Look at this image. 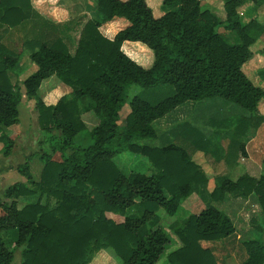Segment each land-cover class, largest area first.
<instances>
[{
  "label": "trees",
  "instance_id": "16d2710c",
  "mask_svg": "<svg viewBox=\"0 0 264 264\" xmlns=\"http://www.w3.org/2000/svg\"><path fill=\"white\" fill-rule=\"evenodd\" d=\"M201 1L160 0L162 13L155 15L146 0H97L102 22L121 17L128 23L110 39L100 32L101 22L84 21L71 52L63 42L68 38L64 25L75 28L79 18L53 23L38 14L30 0H0V25L23 32L24 24L38 16L36 22L61 35H25L23 44L31 48L30 71L33 64L35 68L15 82L9 70L19 62V52L0 43L2 152L10 153L13 140L5 129L19 122L24 96L33 101L37 124L47 134L49 147L39 154L38 180L24 161L16 166L24 180L3 190L0 264H12L17 248H21L20 264H103L96 254L109 248L120 264H157L171 243L176 246L166 252L165 264H219L213 248L202 242L235 237V226L224 210L208 205L167 228L153 223L159 209L175 214L195 186L208 183L205 170L193 160L186 144L150 146L139 141L156 138L153 122L178 105L207 97L219 96L244 108L253 116L254 128L264 122L258 110L264 87L243 69L252 57L250 46L264 33V24L247 9H257L263 0H222L223 18L203 8ZM124 41H138L151 49L152 65L144 67L130 58L121 49ZM51 75L71 91L46 104L38 89ZM132 83L144 88L169 83L174 91L155 103L134 95L119 123L126 89ZM89 111L98 122L89 132L92 143L80 146L75 137L86 128L82 115ZM231 142L235 146V138ZM237 148L239 157L248 156L243 141ZM123 151L146 156L152 173H122L113 157ZM57 152L59 160L53 158ZM227 194L242 198L254 194L264 217V174L255 177L243 171L236 178L217 177L210 199L220 201ZM27 196L36 200L19 206V199ZM134 207L136 213L131 214ZM110 212L123 220L116 222L107 216ZM255 225L260 235L241 242L240 264H264V220Z\"/></svg>",
  "mask_w": 264,
  "mask_h": 264
},
{
  "label": "rangeland",
  "instance_id": "374dc122",
  "mask_svg": "<svg viewBox=\"0 0 264 264\" xmlns=\"http://www.w3.org/2000/svg\"><path fill=\"white\" fill-rule=\"evenodd\" d=\"M57 2V0H36L33 9L38 12V14L41 10L43 11L46 8L53 11V7H55V5L57 7L58 5ZM146 2L149 3L148 5L153 9L155 15H160V13H162L160 9V0H146ZM201 5L203 8L213 9L218 16L222 18L224 17L222 0H202ZM249 5L251 6V3H249ZM249 5L241 7L239 12L245 11L246 7ZM98 11L100 15L99 17L97 16V20L101 21L99 30L102 33L105 29V27L103 28L105 22H102L100 18L103 13H101L99 9ZM247 12H250L249 15H253V17H255L261 24H264V0L257 9L251 10V8H249L247 9ZM248 16L244 17L245 20L249 18ZM76 19L77 17L72 18L74 21ZM37 20L38 16L35 17L34 21H28L24 24L25 29L23 32L19 31L17 28L10 29L6 24L0 25V43L4 44L9 49L19 52L20 56L19 62L15 68L9 70V76L12 82H15L17 79L21 80L23 77L25 78L35 68V65L33 64L34 68L30 71L32 66L30 64L28 50L30 51L31 48L23 44L25 35L30 37L34 34L32 32H36L37 34L55 32L58 37H61L58 30L52 29L53 27H50L49 25H42L41 23L36 22ZM83 22L84 21L80 20L76 24V27L71 29L64 25V30L66 35H68V38H63V42L68 45L71 52H73L77 43L79 31L82 28ZM58 23L65 24L64 22ZM71 25H73V23H71ZM111 25L113 26V30L117 29L115 23H112ZM218 30L224 32L227 37L232 36V33L223 28H218ZM53 35L55 36V34ZM230 40L233 41L231 38ZM263 45L264 33L250 46L252 57L243 65L244 72L248 77L251 78L255 84L262 87H264ZM134 50L138 53L137 59L142 66L150 67L152 65L153 52L151 49L145 45L143 50L138 48H134ZM16 73H19V75H16ZM51 86L53 87L51 88ZM49 88H55L58 90L66 88L69 90L68 86L63 84L54 75H51L42 81L38 89V94L40 96L45 95L46 90ZM173 91L174 86L169 83L146 88L137 83L130 84L126 89V103L119 112V123L124 121V118L129 111L128 102L134 95H139L143 99L155 103L171 94ZM261 100L258 110L264 115V97ZM82 118L86 124V128L76 135L75 144L86 146L92 143V138L90 137L89 132L92 127L97 124L98 117L93 112L89 111L86 112ZM232 118H235V120L230 121ZM253 120V116L247 110L219 96L207 97L197 101L188 100L153 122L156 131V138L139 140L141 143L150 146H162L169 142L186 144L185 146L188 147V150L192 153L193 160L200 164L205 170L209 177L208 180L210 179L209 184L195 186L193 192L181 202L180 207L175 214L169 215L163 209H159L153 223L160 222L163 227L167 228L168 225L172 226L175 223H181L187 214L197 213L208 205H213L220 210H222V208L227 210L238 229V233H236L235 237L226 238L222 241L216 242H202L203 246L213 248L219 264H240L244 258V249L241 246V242L238 241V234L241 238L248 237V240L259 237L260 235L255 223L260 221L261 209L254 194L250 195V198L248 199L239 197H235L234 199V197L231 196L227 197L222 202L212 201L209 197L216 175L226 174L229 177L236 178L238 174L247 170L245 167H247L248 170H251L249 169L250 164H247V161H242L237 155V147L241 141L244 142L247 151H249V155L254 156L253 159L259 162L258 170L251 171L256 175L264 174V122H262L257 128H254ZM234 129L235 136L232 132ZM6 132L12 138L13 143L10 153L7 156L2 152L4 142L0 141V202L3 200V190L5 187L16 181L24 180V177L16 170V166L24 161H28L33 179L38 180L42 167V161L39 158V154L44 151H49L48 142L46 141L47 134L42 131L37 124V115L33 107V101L26 99L25 96L19 104L18 124L7 127ZM203 137L205 138L204 142H202ZM234 138L235 146H233L231 142ZM191 143L195 144L194 149ZM231 149L233 153H235V165L232 164L234 160L233 157H231L233 155ZM226 153L229 155L228 158L225 157ZM53 158L59 160V153H55ZM239 159L241 160L240 162ZM224 160H226V162L229 161L232 166L226 165ZM113 161L125 175H128L133 171L144 174H150L153 171L151 162L142 154L123 151L116 154L113 157ZM35 200L36 196H27L26 199L21 197L18 204L19 206H22L26 202ZM135 211L136 207L132 208L130 213L135 214ZM2 214L3 211L0 208V215ZM107 216L111 217L116 222H121L123 220L121 215L111 212L107 213ZM4 235L6 236V239H11L9 233H5ZM254 235L256 236L252 237ZM175 246L176 243L168 245L157 264H165L166 252ZM109 249L110 250H102L98 252L96 254L98 259H102L101 261L103 264H120V260L115 255L112 248ZM101 261L97 260L96 262ZM20 262L21 248H17L14 252L12 264H20Z\"/></svg>",
  "mask_w": 264,
  "mask_h": 264
},
{
  "label": "crops",
  "instance_id": "0c3cea01",
  "mask_svg": "<svg viewBox=\"0 0 264 264\" xmlns=\"http://www.w3.org/2000/svg\"><path fill=\"white\" fill-rule=\"evenodd\" d=\"M31 1V5L32 7L34 8L35 7V1L36 0H30ZM57 7L55 5V7H53V11H50L48 10L47 8L45 10H41V12L39 13L40 15H42L45 19L49 20V21H52V22H55V23H58V22H66L74 17H77V18H80V20L82 21H86L88 19H94V20H97V18L99 17L100 13L98 11V8H97V0H57ZM148 1V0H147ZM148 3V2H147ZM149 4V3H148ZM41 7V6H40ZM97 11V13H96ZM98 16V17H97ZM101 20L103 19V15L102 17L100 16ZM99 21V20H97ZM101 22V21H99ZM112 23H115V25L117 26V29L113 30V26L111 25ZM127 20L124 19V18H121V17H115L113 20H110V21H107L105 22L103 26V28L105 27V29L103 30V35L107 38H110L112 39L113 36L115 35V33L123 28L126 24H127ZM138 42V41H137ZM135 41H124L122 43V46H121V49L130 57L132 58L133 60H135L137 63L140 64L139 60L137 59L138 57V53L134 50V48H138L140 50H143V48L145 47L144 44H141V43H137ZM126 49V50H125ZM135 54V55H134ZM136 57V59H135ZM141 65V64H140ZM64 84V83H63ZM66 85V84H65ZM53 86H51L52 88ZM47 89L46 92H45V95H41L43 101L46 103V104H54L56 103V101L62 96V95H66V94H69L70 91H71V88L68 86V89L67 90L66 88L65 89ZM85 114V113H84ZM83 114V115H84ZM82 115V117H83ZM18 124V123H17ZM6 130V129H5ZM234 132V131H232ZM245 150L247 152V157H240L241 160L243 161H247V164H250V168L251 170H258L257 168L259 167V162L258 161H255L254 156L252 155H249V151H247V148L245 146ZM8 156V155H7ZM250 156H251V159H250ZM227 160V159H226ZM226 165L228 166H232V164L235 165V157H234V161L232 164L229 163V161H227ZM239 159V162L241 161ZM29 164V162H28ZM245 167V166H244ZM29 168H30V164H29ZM42 168V167H41ZM245 169H247L246 171L252 175V176H255V177H259L261 174L259 175H256L254 174V172H252L251 170H248L247 167H245ZM31 172V171H30ZM32 174V173H31ZM220 176H226V177H229L227 176L226 174H222V175H216L215 177V180L212 184V186H214V183L217 179V177H220ZM209 178V177H208ZM210 180V179H209ZM209 180H208V183L209 184ZM21 181V180H19ZM211 186V187H212ZM208 188V187H207ZM212 189V188H211ZM234 197L235 199V196L233 195H225L223 197L222 200H220L219 202H222L224 201L227 197ZM26 199V197H23ZM239 198H242V197H239ZM250 197H247V198H244V199H248ZM222 208V207H221ZM222 210H224L227 215L230 217V219L232 220L234 226H235V222L233 220V218L231 217V215L229 214V212L225 209L222 208ZM258 222H263V215H262V212H261V218H260V221ZM254 230V229H253ZM235 231L236 233H238V229L236 228L235 226ZM243 235V234H242ZM256 235L252 236V237H255ZM238 241L239 242H242V241H245V240H248L247 238L248 237H244V238H241V236L238 234ZM252 239V238H251Z\"/></svg>",
  "mask_w": 264,
  "mask_h": 264
}]
</instances>
